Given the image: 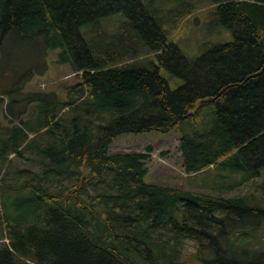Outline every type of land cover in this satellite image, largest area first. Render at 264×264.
I'll use <instances>...</instances> for the list:
<instances>
[{
	"label": "trees",
	"instance_id": "16d2710c",
	"mask_svg": "<svg viewBox=\"0 0 264 264\" xmlns=\"http://www.w3.org/2000/svg\"><path fill=\"white\" fill-rule=\"evenodd\" d=\"M209 1L232 41L204 44L191 61L169 28L193 4L0 0V51L35 41L42 59L59 50L56 64L75 76L62 95L27 89L29 70L0 91L10 117L0 121V191L33 210L0 215V264H181L187 241L200 264H264V252L236 245L264 226V210L222 197L264 169V0ZM160 2L180 7L163 18ZM117 14L119 31H103ZM174 79L182 83L172 89ZM172 130L187 178L219 169L241 179L210 187L216 195L156 185L146 182L150 148L110 153L121 135ZM13 158L37 172L14 169Z\"/></svg>",
	"mask_w": 264,
	"mask_h": 264
},
{
	"label": "rangeland",
	"instance_id": "374dc122",
	"mask_svg": "<svg viewBox=\"0 0 264 264\" xmlns=\"http://www.w3.org/2000/svg\"><path fill=\"white\" fill-rule=\"evenodd\" d=\"M181 5L187 8L193 4V11L190 15L180 16V18L170 24V32L175 30V36L178 37L177 45L181 52L191 61L200 57L204 44L216 42L232 41L231 33L223 27H220L215 18L211 17V4L209 0H180ZM157 5L161 7V15L166 17V12L179 8L165 2ZM125 17L117 14L102 19L101 29L106 33H115L119 31V26ZM173 27L175 29L173 30ZM81 33H85V37L89 35L86 27L80 29ZM0 51V91H7L10 88L11 77L13 73L29 70L35 75L32 83L27 85V89H41L43 91H53L59 95L64 93V89L75 83V76L69 65L56 64L57 54L59 50L50 51L48 56H40V48L38 43L24 42L16 43L11 40L5 44L2 43ZM148 55V54H147ZM144 56H141L142 59ZM153 56V55H152ZM151 58V55H150ZM46 68L45 71L43 69ZM165 72L163 71L162 74ZM8 77V78H7ZM180 79H174L171 85L172 89L181 85ZM212 116V107L208 106ZM207 109V110H208ZM6 117V118H5ZM9 116L5 113L4 108L0 113V121L4 125L9 124ZM32 135H30L31 137ZM180 134L176 130H172L166 134L147 133V134H125L119 136L112 146L110 153L116 152H138L147 153L148 148L151 152L149 160L146 162L147 177L146 182L151 184L172 186L187 190L206 192L210 195H216L218 192L210 189L212 186H232L241 179L240 175L231 174L230 170H210L206 173L187 178L183 176L181 167L180 151H179ZM13 160V168L19 171L37 172L38 168L31 161ZM237 184V183H236ZM219 188V187H218ZM7 190V189H6ZM9 190V189H8ZM225 190V188H224ZM25 195V194H24ZM0 215L15 216L17 220H22L27 213L33 212L32 207L22 205L21 201L27 199L23 196H11L3 189L0 191ZM222 197H239L244 198L250 205H257L264 210V169L260 171V177L250 180L241 187L230 193H222ZM6 242V240H3ZM1 242V241H0ZM7 243V242H6ZM238 250L248 249L257 252H264V226L259 225L251 233H244L236 240ZM181 264H200L196 255V244L187 241L182 248Z\"/></svg>",
	"mask_w": 264,
	"mask_h": 264
}]
</instances>
